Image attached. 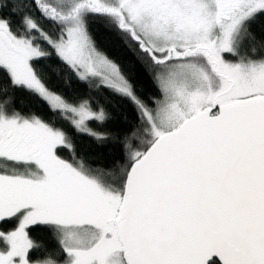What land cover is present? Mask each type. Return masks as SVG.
Masks as SVG:
<instances>
[{
  "label": "rangeland",
  "instance_id": "rangeland-1",
  "mask_svg": "<svg viewBox=\"0 0 264 264\" xmlns=\"http://www.w3.org/2000/svg\"><path fill=\"white\" fill-rule=\"evenodd\" d=\"M44 1L54 10L61 36L53 40L31 21L26 26L38 30L81 81L108 87L135 101L146 142L176 130L214 104L218 107L264 95V59L228 62L223 58L224 54L237 56L235 47L243 24L256 12L264 11V0ZM95 9L107 11L118 26L132 32L159 63L154 77L161 95L154 107H145L137 100L117 66L93 45L85 16ZM1 33L6 34L11 46L0 37V67L12 81L38 94L78 130L96 135L87 122L103 120L102 114L91 112L87 103L65 105L36 79L31 61L45 55L39 45L32 39L15 37L5 20H0ZM12 127L24 130L30 141L24 145L21 158L16 159L22 162L20 167L9 168L18 176L16 181L1 180L11 185L14 193L16 188L20 190V200L22 194L26 197L19 228L7 240L26 250L31 245L25 232L28 225L56 224L62 253L67 257L63 264H125L114 225L122 196L112 192L113 177L86 175L61 161L54 153L64 145L59 132L0 111V130L7 132ZM11 143L0 148V156L4 150L12 155ZM10 155L7 159L13 160ZM20 207L15 205L14 209ZM20 257L25 260L23 253ZM33 264L62 263L44 260Z\"/></svg>",
  "mask_w": 264,
  "mask_h": 264
},
{
  "label": "water",
  "instance_id": "water-1",
  "mask_svg": "<svg viewBox=\"0 0 264 264\" xmlns=\"http://www.w3.org/2000/svg\"><path fill=\"white\" fill-rule=\"evenodd\" d=\"M114 225L125 264H264V95L157 137L128 170Z\"/></svg>",
  "mask_w": 264,
  "mask_h": 264
},
{
  "label": "trees",
  "instance_id": "trees-1",
  "mask_svg": "<svg viewBox=\"0 0 264 264\" xmlns=\"http://www.w3.org/2000/svg\"><path fill=\"white\" fill-rule=\"evenodd\" d=\"M49 6L44 0H0V20L8 23L15 37L32 39L45 53L31 61V68L48 92L68 106L87 103L91 112L103 115V120L87 122L88 128L96 135L78 130L38 94L13 82L1 67L0 111L5 115L34 120L59 132L64 145L55 148V156L86 175L113 177L111 183L115 189L112 192L122 196L130 166L154 140H144V122L135 101L108 87L81 81L55 49L41 38L39 31L53 40L61 36V26ZM28 21L39 31L28 28ZM85 26L95 48L117 66L137 100L145 107H154L161 95L154 77L159 65L156 59L132 32L118 26L107 11L95 9L87 14ZM235 49L237 56L224 54L225 61L264 59V11L256 12L243 24ZM18 224L19 218H13L0 226V231H14ZM25 232L32 244L27 254L28 262H66L57 225L36 223L28 226ZM209 264L218 263L213 260Z\"/></svg>",
  "mask_w": 264,
  "mask_h": 264
},
{
  "label": "flooded vegetation",
  "instance_id": "flooded-vegetation-1",
  "mask_svg": "<svg viewBox=\"0 0 264 264\" xmlns=\"http://www.w3.org/2000/svg\"><path fill=\"white\" fill-rule=\"evenodd\" d=\"M216 111L213 112L215 114ZM3 116V114L1 115ZM4 120L3 118H1ZM9 131L6 132V130H0V148L5 149L8 147V142H12L11 144V154L10 152H5L4 150V155L0 156V226H4L5 223H7L9 220L13 218H19L21 217L22 213L25 210V195H21V200L18 198L20 195L18 188H16L17 191H14V188H11L9 184H6L5 182H1L2 179L4 180H14L18 178L16 176V173L13 171L14 169L20 167L22 162L16 161V159L21 158L23 155V149L24 145L30 141V139L25 135L24 130H21L17 127H12L11 129H8ZM10 137V139H9ZM14 158L12 159H7L8 156ZM6 157V158H5ZM9 168H12L13 170H10ZM11 173L7 175L6 173ZM18 181V180H17ZM29 204V203H27ZM21 205L20 208L14 209V206ZM30 211H26V214H28ZM30 215V214H29ZM20 219V218H19ZM39 223V222H37ZM44 223V222H43ZM36 222L31 223L30 225H34ZM50 224V223H47ZM28 225V226H30ZM56 225V224H55ZM27 226V227H28ZM58 226V225H57ZM61 227V226H59ZM19 224L17 229L11 232L4 233L3 231H0V264H23L24 262L26 264H33L28 262L27 260V254L32 248L31 241L30 246L24 250V248H20L19 245L15 246L11 244L10 241L7 240V236L10 235L11 233L15 232L18 230ZM2 230V228H1ZM27 237V235H26ZM28 238V237H27ZM22 253L24 255L23 259L24 261L20 260V256H22Z\"/></svg>",
  "mask_w": 264,
  "mask_h": 264
}]
</instances>
